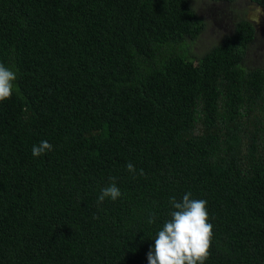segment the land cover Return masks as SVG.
I'll list each match as a JSON object with an SVG mask.
<instances>
[{"label": "trees", "instance_id": "trees-1", "mask_svg": "<svg viewBox=\"0 0 264 264\" xmlns=\"http://www.w3.org/2000/svg\"><path fill=\"white\" fill-rule=\"evenodd\" d=\"M232 18L196 53L191 0H0V264H148L187 193L213 225L204 264H264V53ZM110 178L121 196L97 204Z\"/></svg>", "mask_w": 264, "mask_h": 264}, {"label": "clouds", "instance_id": "clouds-1", "mask_svg": "<svg viewBox=\"0 0 264 264\" xmlns=\"http://www.w3.org/2000/svg\"><path fill=\"white\" fill-rule=\"evenodd\" d=\"M15 79L16 73L0 63V101L10 98ZM52 148L48 141H41L33 146L32 155L40 156ZM126 168L131 173L136 171L131 162ZM140 174L143 175L142 169ZM110 179L112 183L101 189L97 204L105 198L115 201L121 196L115 178ZM190 196L191 193L185 194L181 202L175 198L170 200L175 210L156 234L154 247H150L147 253L148 264H204L209 255L213 225L208 222L207 202ZM148 222L154 223V216L150 215Z\"/></svg>", "mask_w": 264, "mask_h": 264}, {"label": "rangeland", "instance_id": "rangeland-1", "mask_svg": "<svg viewBox=\"0 0 264 264\" xmlns=\"http://www.w3.org/2000/svg\"><path fill=\"white\" fill-rule=\"evenodd\" d=\"M198 13L206 22V29L201 36L200 46L195 49L200 53L211 45L214 38L226 34L231 29L232 17L236 15L249 19L256 31V38L249 49V62L261 63L264 53V11L248 0L233 3L212 0H191Z\"/></svg>", "mask_w": 264, "mask_h": 264}]
</instances>
